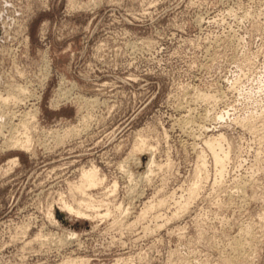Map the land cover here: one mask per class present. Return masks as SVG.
<instances>
[{
    "label": "rangeland",
    "instance_id": "rangeland-1",
    "mask_svg": "<svg viewBox=\"0 0 264 264\" xmlns=\"http://www.w3.org/2000/svg\"><path fill=\"white\" fill-rule=\"evenodd\" d=\"M69 257L264 264V0H0V264Z\"/></svg>",
    "mask_w": 264,
    "mask_h": 264
},
{
    "label": "bare ground",
    "instance_id": "bare-ground-1",
    "mask_svg": "<svg viewBox=\"0 0 264 264\" xmlns=\"http://www.w3.org/2000/svg\"><path fill=\"white\" fill-rule=\"evenodd\" d=\"M71 9V8H70ZM2 94V93H1ZM11 95V94H10ZM13 97V96H12ZM62 97V96H61ZM12 99V98H11ZM17 99H19V98H17ZM10 100V99H9ZM14 100V99H13ZM20 100V99H19ZM65 100V99H64ZM16 102V101H15ZM33 104V103H32ZM31 110V109H30ZM33 110V109H32ZM2 111V110H1ZM8 112V111H7ZM34 112H35V110H34ZM38 112V111H37ZM31 113H33L32 111H31ZM6 116V115H5ZM5 116H3V117H5ZM8 116V115H7ZM13 116H14V114H13ZM18 116V115H17ZM35 116H36V114L35 113H33V115H32V117L33 118H35ZM11 117V116H10ZM30 117V116H29ZM190 117V116H189ZM188 117V118H189ZM19 119V118H18ZM23 120H24V118H23ZM8 121V120H7ZM21 121V120H20ZM35 121V120H34ZM185 121V120H184ZM6 122V121H5ZM24 122V121H23ZM23 122L21 123V124H23ZM20 123V122H19ZM180 123H182V122H180ZM7 125V124H6ZM180 126V125H179ZM182 126H183V124H182ZM10 127V126H9ZM22 127V126H21ZM29 127V126H28ZM25 128V127H24ZM183 128V127H182ZM20 129V128H19ZM24 130V129H23ZM17 131V130H16ZM28 131V130H27ZM75 132V131H74ZM66 133V132H65ZM21 134H23V133H21ZM20 134V135H21ZM26 134H27V132H26ZM67 135V134H66ZM69 135V134H68ZM46 136V135H45ZM19 136H17L16 138H18ZM21 138H23V137H21ZM27 139L25 140H22V139H17L16 141H14L13 142V144H12V146L13 147H15L16 146V148H17V146H19V148L21 147V149L22 148H26V149H29V147L31 146V142H30V140H29V137H26ZM59 138V137H58ZM212 138V137H211ZM210 138V140H208V141H206V144H208L209 145V147L211 148V150L213 151V154L215 155V159H216V163H218V164H220L221 162L223 163V158L224 157H222V155L220 156L219 155V153L221 154V150L220 151H216V148H217V146L219 145V141L221 140V138L220 137H218V138H220V139H211ZM13 139V138H12ZM14 140V139H13ZM12 140V141H13ZM205 144V143H204ZM9 145V144H8ZM207 146V145H206ZM6 147V146H5ZM143 147V146H142ZM142 147H140L139 146V149L138 150H140V148L141 149H143ZM4 148V147H3ZM7 148V147H6ZM209 148V149H210ZM2 149V148H1ZM218 149V148H217ZM150 150V149H149ZM137 151V150H136ZM142 151V150H141ZM155 163V161H152V160H150V163H149V172L151 171L152 172V170L153 169H151L152 167V165ZM148 166V165H147ZM147 172V171H146ZM150 172V173H151ZM148 173V172H147ZM146 174V173H145ZM144 175V174H143ZM147 176H149V175H147ZM142 177H144V176H142ZM150 177V176H149ZM145 179H147V177L145 178ZM144 180V179H143ZM102 183V178L99 176V173H98V171H97V168H96V166H93V167H91L90 169H82L81 170V180L79 181V183L78 184H76L75 185V187L76 188H78L80 191H81V193L83 192V193H86V190L89 188V189H92V188H94V187H97L99 184H101ZM115 186H116V184H115ZM114 186V187H115ZM194 190V189H193ZM78 191V190H77ZM131 192H133V189H132V191ZM193 192V191H192ZM191 192V193H192ZM88 193V192H87ZM195 192H193L192 194H189V195H193ZM89 194V193H88ZM87 194V195H88ZM86 195V194H85ZM95 195V194H94ZM89 199H85V203L83 204V201L82 202H80L79 203V205H77L78 207L76 208L75 206H73L72 204H69L67 201H64L63 202V207H62V209H60V208H58L57 209V211L58 212H64L65 210H67L68 212H69V214H71L72 212H76V214H83L84 216L85 215H87L86 214V212L84 211V210H82L81 208H80V206L81 205H83L84 207L86 206V208H88V210L89 209H92L93 207H94V204L92 205V200H94V199H92V198H94V197H92L91 196V194H89ZM88 197V196H87ZM191 197V196H190ZM84 200V199H83ZM86 200H88L87 202H86ZM97 201V200H96ZM96 205V204H95ZM98 206H99V204H98ZM95 207H97V205L95 206ZM98 208V207H97ZM97 208H95L97 211H98V209ZM85 209V208H84ZM94 209V210H95ZM124 210V209H123ZM126 210V209H125ZM92 211V210H91ZM109 211V210H108ZM127 211H128V209H127ZM89 213V212H88ZM109 212H107L106 214H108ZM97 216V215H96ZM87 217V216H86ZM95 217V216H94ZM98 217V216H97ZM126 217V216H125ZM51 218V217H50ZM53 218V217H52ZM126 220V219H125ZM132 223V222H131ZM126 225V224H125ZM130 225V224H129ZM128 225V227H130ZM132 225V224H131ZM45 243V242H44ZM51 243V242H50ZM65 243V242H64ZM67 243V242H66ZM79 243V242H78ZM43 244V243H42ZM49 244V243H48ZM56 244V243H55ZM54 244V245H55ZM47 245V244H46ZM46 245H43V247L44 246H46ZM57 245H63V244H57ZM72 245V244H71ZM50 246H52V245H50ZM65 245H63V247H64ZM67 246V245H66ZM65 246V247H66ZM48 247V246H47ZM46 247V248H47ZM40 248V247H39ZM50 248V247H49ZM49 248H47V250L49 249ZM52 248V247H51ZM58 248H59V246H58ZM61 248L62 247H60V250H61ZM53 250L55 249V248H52ZM57 249V248H56ZM44 250V249H43ZM46 250V251H47ZM46 251H45V253H46ZM55 251V250H54ZM56 251H58V250H56ZM39 252V251H38ZM50 252H51V249H50ZM53 252V251H52ZM64 252V251H63ZM36 253V252H35ZM44 253V252H43ZM56 253H59V252H56ZM39 254V253H38ZM59 255V254H58ZM57 255V256H58ZM26 256V255H25ZM59 257V256H58ZM62 257V256H61ZM64 257V256H63ZM66 258V257H65ZM54 259V258H53ZM57 259V258H56ZM30 260V259H29ZM37 260V259H36ZM122 260V262H123V259H121ZM24 261V260H23ZM22 261V262H23ZM54 261V260H53ZM119 261V260H118ZM38 263V262H37ZM119 263H121L120 261H119ZM42 264V263H41ZM58 264V263H57ZM59 264H88V262L86 261V260H84V259H71L70 257L66 260H61V262H59Z\"/></svg>",
    "mask_w": 264,
    "mask_h": 264
}]
</instances>
